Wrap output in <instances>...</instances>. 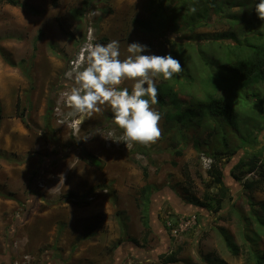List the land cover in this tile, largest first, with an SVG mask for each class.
<instances>
[{
    "label": "rangeland",
    "instance_id": "374dc122",
    "mask_svg": "<svg viewBox=\"0 0 264 264\" xmlns=\"http://www.w3.org/2000/svg\"><path fill=\"white\" fill-rule=\"evenodd\" d=\"M86 1L90 0H20L22 6H12L0 0V101L4 113L0 127V264H255L250 250L264 252V233L258 222L260 218L264 222V188L251 192L243 184L246 179L233 182L226 177L229 184L233 182V199L226 198L218 214L201 210L199 226L197 219L194 227L174 237L164 224L179 219V213L197 210L184 198L201 199L206 183H212L214 176L205 166L206 158L212 159L211 167L222 165L228 176L232 161L244 155L240 146L253 137L250 126L256 122V114L252 119V113L242 109L245 119L240 135L222 119L218 136L209 138L211 130L194 127L188 130L186 141L181 124L168 127L167 110L156 104L153 107L162 115V138L150 147L142 145L145 152H133L134 144L127 148L115 141L123 133L109 108L74 128L62 96L71 86L66 73L81 61L90 42L118 40L121 58L132 42L147 45L145 54L166 55L188 35L210 46L230 22L216 13L210 24L193 33L170 32L173 19L168 20V27L153 21L148 7L151 0H92L80 17L77 11L86 8ZM239 11L233 7L232 13ZM135 18L148 21V26L136 25ZM246 21H250L248 16ZM198 66L203 74L201 58ZM163 82L156 81L157 85ZM131 86L126 82L121 87L131 90ZM251 91L264 98V80L253 83ZM178 97L190 99L188 94ZM50 103L54 110L48 122L51 131L45 121ZM24 107L29 109V126L16 115ZM86 135L92 136L85 142ZM200 137L206 144L198 151L194 142ZM257 140L260 149L264 130ZM221 147L238 152L228 163H215L211 152ZM178 148L183 155L175 154ZM146 184L157 189L151 197L154 225L150 230L143 225L144 207L139 200V191ZM210 190L218 193L219 187ZM71 192L80 197L90 193L91 204L77 207L61 200ZM111 199H116L117 206ZM118 211L127 219V236L137 239V244L123 235ZM221 229L239 245V255L227 249ZM120 238H125L124 243L117 248ZM163 253L165 257H159ZM172 253H176L175 260L166 263Z\"/></svg>",
    "mask_w": 264,
    "mask_h": 264
},
{
    "label": "trees",
    "instance_id": "16d2710c",
    "mask_svg": "<svg viewBox=\"0 0 264 264\" xmlns=\"http://www.w3.org/2000/svg\"><path fill=\"white\" fill-rule=\"evenodd\" d=\"M5 1L12 6H22L20 0ZM91 1H86V8L84 7L77 11L78 16H85V11L91 5ZM258 2L259 0H160L155 6L156 0H151L148 6L153 21L158 24L168 27V20L170 18L173 19V26L168 27L170 32H175V30L182 32L184 30L187 33H193L196 28L210 24L213 14L216 13H222L230 22V27L226 31L220 32L217 39L213 38L210 46L202 44L196 36L188 35L184 42L180 41L176 43L175 49H170V54L181 61L184 70L171 80L157 85L159 90V102L157 105L162 110H167L166 123L168 127L173 128L181 124L184 128L182 131L183 140L186 141H188V130L194 127H206L207 131L211 130L207 134L211 138L215 137V134L218 136L220 133L219 129L223 130V119L240 135L243 125L242 119H245L242 109L244 108L249 113H252V119L254 114H256V122L250 126L252 130L250 134L253 137L250 142L247 141L240 146L244 151V155L237 161H232L228 176L222 165L221 167H216V164L212 165L209 172L211 171L214 177L211 181L212 183H206L207 188L203 197L201 199L194 197L190 200L183 197L188 204L197 210H194V213H187V215L179 213L178 218L183 216L190 217L192 216L191 214H195L198 219V226L202 222L201 210L218 214L223 209L224 200L231 197L230 191L232 187L227 182L226 177L233 182L248 180L243 182V184L251 192L264 188V146L259 149L257 142V134L264 130V98L256 91H251L253 83L258 84L264 80V21L260 20L255 12V4ZM167 5H169L168 12ZM193 7L196 8L194 13L191 11ZM233 7L240 11L232 13ZM247 16L250 21H246ZM147 22L141 18L134 19V23L140 27L148 26ZM200 58L203 60V69L205 71L203 74L199 73L198 60ZM5 59L10 65L14 66L10 59L6 57ZM25 72L29 76V69L25 70ZM259 79L261 80L259 81ZM180 93L188 94L189 101H182L178 97ZM53 96H55L54 92L52 101ZM243 97L251 99V102L244 100ZM255 100H258L259 104L255 103ZM243 101L245 102L244 104ZM239 102H242V105H238ZM236 106L240 107V109H237ZM52 108L53 103H50L45 119L46 128L49 131L51 129L48 122H50V115L54 112ZM28 110V107H24L16 113L27 126H29L26 115ZM3 114V106L0 101V127L4 117ZM51 138L55 140L54 137ZM241 138L244 139V136H241ZM202 140L204 139L201 137L195 139L194 147L198 151L201 150L202 145L206 144L204 143L205 140ZM224 140L226 143L227 138L225 137ZM134 145L133 152H145L142 149V145ZM208 150H211V148L207 149L206 152H209ZM237 150L224 149L222 147L214 148L210 156L215 159V163H222V161L223 163H228L236 156ZM175 154L177 156L183 155V149L178 148ZM87 155L91 156L89 153ZM92 159L95 163H98L97 159ZM45 161L46 159H41V162ZM143 172L145 176L148 175L146 169ZM214 185H218V193L211 192L210 188ZM156 190L151 184H146L139 191V200L143 202L142 206L144 207L143 225L149 230L152 227L151 224L154 225L151 213L153 206L151 197ZM90 197V193L86 197H80L71 192L63 195L61 200L69 201L74 206L80 207L90 205ZM233 197L231 198L233 199ZM183 198L179 199L183 200ZM111 200L113 205L117 206L116 199ZM117 215L123 228V235L127 236V219L120 211L117 212ZM260 220L258 221L261 224L260 232L264 233V222ZM164 226L167 227L165 224ZM167 229L169 230L168 227ZM221 231L227 249L232 255H239L241 252L239 245L226 231L223 229ZM260 232H257V234H260ZM169 233H171L170 230ZM124 239L120 238L117 241V248L124 243ZM127 239L134 244L138 243V240L131 236H127ZM180 250L181 247H178L177 253ZM250 254L255 264H264V252L258 253L250 250ZM175 256L176 253H172L171 256L169 255L166 258L168 260H164L166 263L174 261ZM159 257L164 258L165 253ZM221 264H226V262L222 261Z\"/></svg>",
    "mask_w": 264,
    "mask_h": 264
},
{
    "label": "clouds",
    "instance_id": "9594fccd",
    "mask_svg": "<svg viewBox=\"0 0 264 264\" xmlns=\"http://www.w3.org/2000/svg\"><path fill=\"white\" fill-rule=\"evenodd\" d=\"M191 11L194 13L196 8ZM257 17L264 21V0L255 4ZM148 46L139 42L127 44V55L121 58L120 42L89 43L84 47L81 61L66 73L70 89L62 93L70 111L66 114L74 128L109 108L113 122L122 130L123 142L150 147L162 138V115L153 106L159 102L156 81L171 80L183 72L181 61L170 53L145 54ZM131 82V90L121 87ZM99 134V133H96ZM95 135V134H93ZM92 135H86L85 142ZM212 159L206 158L210 169Z\"/></svg>",
    "mask_w": 264,
    "mask_h": 264
},
{
    "label": "built area",
    "instance_id": "2783aa9c",
    "mask_svg": "<svg viewBox=\"0 0 264 264\" xmlns=\"http://www.w3.org/2000/svg\"><path fill=\"white\" fill-rule=\"evenodd\" d=\"M197 223V216L192 215L190 217H180L176 220H168L167 227L169 228L171 235L178 237L186 231L190 230Z\"/></svg>",
    "mask_w": 264,
    "mask_h": 264
},
{
    "label": "crops",
    "instance_id": "0c3cea01",
    "mask_svg": "<svg viewBox=\"0 0 264 264\" xmlns=\"http://www.w3.org/2000/svg\"><path fill=\"white\" fill-rule=\"evenodd\" d=\"M228 180H230V181H231V179H228ZM230 184H232V183H230Z\"/></svg>",
    "mask_w": 264,
    "mask_h": 264
}]
</instances>
